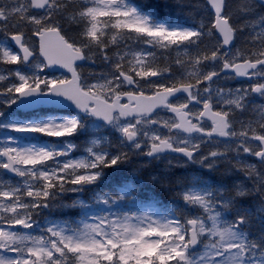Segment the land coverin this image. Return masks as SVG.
<instances>
[{"label": "snow or ice", "instance_id": "obj_1", "mask_svg": "<svg viewBox=\"0 0 264 264\" xmlns=\"http://www.w3.org/2000/svg\"><path fill=\"white\" fill-rule=\"evenodd\" d=\"M0 72V264H264V0H0Z\"/></svg>", "mask_w": 264, "mask_h": 264}, {"label": "trees", "instance_id": "obj_2", "mask_svg": "<svg viewBox=\"0 0 264 264\" xmlns=\"http://www.w3.org/2000/svg\"><path fill=\"white\" fill-rule=\"evenodd\" d=\"M148 1H157V0H144V2H148ZM152 174H157V175H159L161 177H163L165 175H176L174 173H171V174H163L162 172H160V170L154 169L153 167H149V166H148V168H145L144 170H142V175L144 177H147V176L152 175ZM145 186H147V188L150 189L149 186H152V185L145 184ZM156 191L159 192L160 190L157 188Z\"/></svg>", "mask_w": 264, "mask_h": 264}, {"label": "rangeland", "instance_id": "obj_3", "mask_svg": "<svg viewBox=\"0 0 264 264\" xmlns=\"http://www.w3.org/2000/svg\"><path fill=\"white\" fill-rule=\"evenodd\" d=\"M0 74H5V73L0 72ZM0 135H2V133H0ZM9 135H21V136H24V135H28V134H13V133H9ZM82 138L83 137H81L79 140L74 141V143L75 142L80 143L82 141ZM45 139H48V138H45ZM49 142H51V141H49ZM157 162H159V161H157ZM8 180H14V179H11V178L9 179L5 175H0V181H8Z\"/></svg>", "mask_w": 264, "mask_h": 264}]
</instances>
